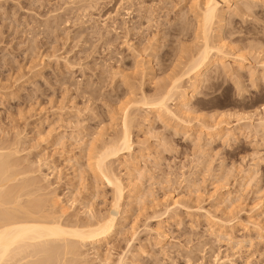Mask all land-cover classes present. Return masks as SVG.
Segmentation results:
<instances>
[{"label": "rangeland", "instance_id": "rangeland-1", "mask_svg": "<svg viewBox=\"0 0 264 264\" xmlns=\"http://www.w3.org/2000/svg\"><path fill=\"white\" fill-rule=\"evenodd\" d=\"M234 1L213 37L246 65L209 69L185 108L235 136L133 106L132 149L107 160L126 188L118 225L101 254L86 247L87 264H264V0ZM204 2L0 0V150L15 152L17 182L61 196L67 219L110 213L95 157L127 105L200 50Z\"/></svg>", "mask_w": 264, "mask_h": 264}, {"label": "bare ground", "instance_id": "bare-ground-1", "mask_svg": "<svg viewBox=\"0 0 264 264\" xmlns=\"http://www.w3.org/2000/svg\"><path fill=\"white\" fill-rule=\"evenodd\" d=\"M233 1L205 0L200 13L199 26L203 39L200 50L198 49L197 54L192 55L193 58L189 59L190 62L188 65L186 64L184 70L182 69L183 71L175 73L173 78L159 89L155 98L148 99L149 96L144 95L133 102L129 100L132 104L131 106L127 105L125 109L122 133L117 138L106 141L102 150L100 149L102 152L99 151L101 153L95 157L96 161L93 164L97 167L100 176L110 182L115 193L113 209L110 213L94 221L65 218L67 208L63 205L60 206L61 196L37 193L40 191V187L31 189L27 179L17 182L19 173L16 169V161L12 159L15 152L0 150V264H87L86 247L89 245H92V249L97 254H101V245L111 237L118 225V213L126 189L123 186V180L109 166L110 163L108 164L107 160L109 157L119 160L124 152L132 149L130 124H132L133 117L131 109L136 108L139 104L148 109L147 113H158L160 117L163 115V117H170L168 119L176 118L186 123V126L194 125L195 123L191 122L199 119L201 122H198L199 127L201 124V128L207 130L209 137L215 134L235 136L230 131V121L219 118L220 121L211 122L206 117H200L201 115L197 117L194 114L195 111L192 112L195 116L192 118L189 112L191 108H185L188 107L191 98L198 94L201 86L209 80L206 76L209 69L214 68L216 73L222 67L233 70L236 65L237 71L236 69L234 71L238 72V69L244 68L246 65V55L232 52L229 44H225L227 43L224 42L225 38L219 39V41L214 40V25L217 21L222 23L224 16L231 9ZM231 58L234 64L227 63ZM259 66L264 70V60L260 61ZM186 80L190 83L191 91H187L188 88L184 87ZM174 97L182 105L179 112L176 111L177 109L173 110L169 105L170 100L175 101ZM259 123L257 125H263L264 118H261ZM1 149L4 148L1 147ZM99 256L101 257V255ZM105 259L106 261H103L108 264L106 262L109 258Z\"/></svg>", "mask_w": 264, "mask_h": 264}]
</instances>
